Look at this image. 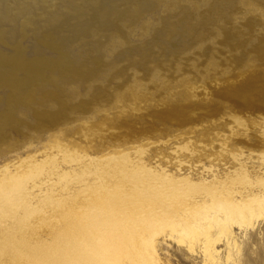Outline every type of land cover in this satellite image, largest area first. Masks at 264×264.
<instances>
[{
    "label": "rangeland",
    "instance_id": "obj_1",
    "mask_svg": "<svg viewBox=\"0 0 264 264\" xmlns=\"http://www.w3.org/2000/svg\"><path fill=\"white\" fill-rule=\"evenodd\" d=\"M242 163L250 169L244 177ZM184 174L214 179L222 190L264 181V0H0V188L25 184L20 209L0 208L4 264L13 262L16 249L5 242L16 229L26 243L57 245L71 236L79 244L86 227L89 234L116 214L110 224L121 231L125 223L129 234L130 218L139 226L150 208H170L176 187L202 191L186 188ZM148 189L158 194L152 199ZM232 227L236 245L225 264H264V214ZM166 237L170 264H203L190 237Z\"/></svg>",
    "mask_w": 264,
    "mask_h": 264
},
{
    "label": "bare ground",
    "instance_id": "obj_2",
    "mask_svg": "<svg viewBox=\"0 0 264 264\" xmlns=\"http://www.w3.org/2000/svg\"><path fill=\"white\" fill-rule=\"evenodd\" d=\"M59 146V145H58ZM114 155V154H113ZM110 156V155H109ZM108 156V157H109ZM118 158L119 155H117ZM116 156V157H117ZM63 157V156H62ZM50 158V157H49ZM53 159V157H51ZM69 157H67L68 159ZM114 157H112L113 159ZM123 158V157H121ZM111 159V161H113ZM117 159V158H116ZM110 160V159H109ZM118 160V159H117ZM120 160V159H119ZM119 160H118V163L119 164ZM35 161V160H33ZM32 161V162H33ZM39 162V160H37ZM42 162V160H40ZM111 161H107L109 163H111ZM115 161V160H114ZM125 161V160H124ZM30 162V161H29ZM28 162V163H29ZM31 162V163H32ZM38 162L36 163L38 165ZM40 162V163H41ZM45 162V161H44ZM43 162V163H44ZM55 162V161H54ZM122 162V161H121ZM120 162V163H121ZM48 163V161H47ZM58 163V162H56ZM124 163V162H122ZM121 163V164H122ZM35 164V165H36ZM108 164V163H107ZM125 164H126V161H125ZM137 164V163H136ZM139 164V163H138ZM137 164V165H138ZM241 164V163H240ZM239 164V165H240ZM26 165V164H25ZM34 165V164H33ZM40 165H43V164H40ZM48 165V164H47ZM57 164H55L56 166ZM115 165V164H113ZM129 165V164H128ZM135 165V164H134ZM133 165V166H134ZM140 165V164H139ZM143 163H141L140 166H142ZM50 166V165H49ZM120 166V168H122L123 166L122 165H118ZM125 166V165H124ZM131 166V165H130ZM145 166V164H144ZM57 167V166H56ZM55 167V168H56ZM59 167V166H58ZM114 168V166H112ZM128 167L127 165L124 167L126 168ZM143 167V166H142ZM241 167V166H240ZM239 167V170L237 171V173H239L240 169H242L243 167V170L241 171L242 172V175L243 177L245 175H247V172L250 170L247 171V168L245 167V164L242 163V167L240 168ZM28 168V167H27ZM26 168V169H27ZM32 168V167H30ZM35 168V167H34ZM40 168V167H39ZM44 168V166H43ZM53 168V166H52ZM51 168V169H52ZM55 168H53L52 171L56 170ZM105 168V167H104ZM109 168H111V166H109ZM108 168V169H109ZM48 170V167L45 168V170ZM112 169V168H111ZM119 169V168H118ZM123 169V168H122ZM133 169V168H132ZM136 169V168H135ZM134 169V170H135ZM142 169V168H140ZM139 169V170H140ZM31 170V169H30ZM44 170V171H45ZM102 170H104L102 168ZM116 170V169H115ZM127 169H125L126 171ZM145 170V169H144ZM159 170V169H157ZM255 170V169H254ZM27 171V170H26ZM31 171H34V170H31ZM99 171V170H98ZM123 171V170H122ZM123 172V175H125L124 173L126 172ZM256 171V170H255ZM254 171V172H255ZM260 171V170H258ZM30 172V171H29ZM28 172V173H29ZM36 172V171H35ZM49 172V171H48ZM111 172V170L109 171ZM113 172V171H112ZM119 172V171H117ZM134 172V171H133ZM137 172V171H136ZM139 172V171H138ZM241 172L239 174H241ZM257 172V171H256ZM262 172V171H261ZM26 173V172H25ZM32 173V172H31ZM46 173V172H44ZM55 173V172H54ZM108 173V172H107ZM120 173V172H119ZM132 173V172H131ZM249 173V172H248ZM251 173V172H250ZM16 174V173H15ZM37 174H40V173H37ZM42 174H43V170H42ZM49 174V173H48ZM56 174V173H55ZM102 174V172L100 173ZM122 174V173H121ZM127 174V173H126ZM216 174V173H215ZM245 174V175H244ZM259 174V173H258ZM257 174V175H258ZM261 174V173H260ZM259 174V175H260ZM263 174V173H262ZM11 175V174H10ZM9 175V176H10ZM30 175V174H29ZM99 175V173H98ZM130 175V173H129ZM129 175L127 174V177L125 179H127L129 177ZM133 175V173H132ZM139 175V174H138ZM152 175V174H151ZM171 175V174H170ZM186 176H182L179 178L180 182L181 180H186L189 182V186H187L186 188H192V187H197L199 185H203V189L201 192H198V193H195V192H192V193H183L181 190V188L178 186L175 188V190L177 192H175V203L171 205V207L169 208V203L167 202L168 205H166L165 203L162 202L163 205H166L167 207H164L162 206V204H157V208L155 209H152L149 207V204L147 205L150 209L151 212L148 213V216L149 215H152L151 217L147 218L145 217V215H143L144 213H142V216H144L145 218L147 219H143L141 218V222L139 221V226H138V223H137V219L135 216L131 217V221H128L131 223H129L131 225V227H129L127 230L130 232H128L129 234L125 233L124 234L122 233L123 231H125V223L124 225L122 226L121 225V231L118 230V228L116 227H120V224H117L116 222V219H114L116 222L115 223H111L110 224V221L113 222V216L115 217L116 214H113L112 216V219L109 222V224H106L105 221H103L105 223L102 224L103 226H99L101 224L98 225L97 228H93L94 230L91 231V233H87V232H90V228L88 227H84V229H86L85 232V238L82 240V243L79 241V244H72L70 243V240H71V236H70V240L68 238L65 237V239H68L69 242L67 240H65L64 238L62 239L61 242H59L60 244H57V245H54L53 241L49 242V243H46L44 244L43 242L41 243H34L33 241L31 240H34L33 237H32V234L30 233V237L32 238L29 242L30 243H26L24 241V238H23V235H19L17 229H16V232L18 233V236L14 235V232L12 233L11 232V235L9 236L8 235V238L7 241L5 242L6 246L8 249L9 248H15L16 251H12V254H13V258L11 261H13L11 264H170L169 263V259L167 254H165L163 252L164 250V243L167 242V235L169 236H174V237H184V236H188L190 237V240L187 241V246L188 248L190 249V251L194 254H199V257H200V262H202L203 264H225V261L228 259V258H232V251H233V246L236 245V239H235V232L233 230V223H237L238 226H241V225H246V224H253L254 223V220L256 219V217L258 216H261L264 214V181L262 180V182H257L255 185L251 184V183H246L244 181L240 182L239 184H241V188L238 189V188H235V186H231V185H228V187L224 188L223 190L218 187L217 185H213L212 183L214 182H211L213 180H210L209 182H205L204 181H200L198 180L199 182H193V180H190V179H187V174H184ZM214 175V174H213ZM256 175V176H257ZM8 176V177H9ZM45 176V175H44ZM48 176V175H47ZM101 176V175H100ZM134 176V175H133ZM132 176V177H133ZM173 176V175H172ZM216 177V175H214ZM250 176V174H249ZM255 176V175H254ZM12 177V175L10 176ZM18 178V176H16ZM122 177V176H121ZM131 177V176H130ZM132 177L130 178L131 181L134 180L132 179ZM146 178V176H144ZM151 177V176H150ZM214 177V178H215ZM236 176H234L233 178L235 179ZM240 177V176H239ZM248 177V176H247ZM20 178V177H19ZM50 178V176H49ZM52 178V177H51ZM135 178H137V176H135ZM142 178V177H141ZM141 178L139 177V181L141 183ZM229 178V177H227ZM232 178V179H233ZM246 178V177H245ZM259 178V177H258ZM261 178V177H260ZM10 180L12 179V183H13V177L12 178H9ZM33 179V178H32ZM99 179V177H98ZM124 179V178H123ZM138 179V178H137ZM144 179V178H143ZM238 179V178H236ZM240 179V178H239ZM255 179V178H254ZM262 179V178H261ZM5 180H8V179H5ZM100 180V179H99ZM120 180V179H119ZM136 180V179H135ZM135 180H134V183H135ZM145 180V179H144ZM174 180V179H173ZM183 180V182H184ZM248 180V178H247ZM259 180V179H258ZM17 181V179H16ZM88 181V180H86ZM84 181V183L86 182ZM105 181V180H104ZM109 181V180H107ZM106 181V182H107ZM114 181V180H113ZM112 181V182H113ZM137 181V180H136ZM143 181V180H142ZM147 181V180H146ZM152 181V180H151ZM155 181V180H154ZM176 181V180H175ZM185 181V182H186ZM195 181V180H194ZM208 181V180H207ZM230 183L233 184V181H231V179L228 180ZM250 182V180H248ZM1 182V181H0ZM6 182V181H4ZM22 182V181H21ZM25 182H27V180H25ZM101 182V181H99ZM111 182V180H110ZM117 182V181H116ZM122 182V181H121ZM126 182V180L124 181ZM130 182V180H129ZM178 182V181H176ZM175 182V183H176ZM179 182V183H180ZM223 182V181H222ZM253 183V180L251 181ZM3 183V182H2ZM104 183V182H102ZM120 183V182H119ZM123 183V182H122ZM139 183V182H138ZM143 183V182H142ZM145 183V182H144ZM148 183V182H146ZM155 183V182H154ZM178 183V184H179ZM6 184V183H4ZM8 185L10 184L7 183ZM86 184H89V183H86ZM93 184V182H92ZM99 184V183H98ZM101 184V183H100ZM128 184H131L128 183ZM136 184V183H135ZM185 184V183H183ZM188 184V183H187ZM247 184V185H245ZM1 185V183H0ZM85 185V184H84ZM91 185V184H90ZM97 185V184H96ZM104 186V184H102ZM125 184H123L122 186H124ZM137 187H138V184H136ZM143 185V184H140V186ZM150 185V184H149ZM148 185V186H149ZM177 185V184H175ZM2 186V185H1ZM7 186V185H6ZM25 186L24 183H20L19 181V184L17 186H15L13 189L9 190V191H2L3 189L0 188V208H2L3 206H5L6 204H8V206H11L12 208L11 209H8L10 211H13L15 209H17V207L20 205V203L22 202V199L21 202L19 200V194L20 196L22 195V193L24 192L22 189L23 187ZM93 186V185H91ZM98 186V185H97ZM100 186V185H99ZM181 186V185H180ZM184 186V185H183ZM88 187V186H87ZM94 187V186H93ZM118 187V186H116ZM142 187V186H141ZM147 186H145L146 188ZM150 187L153 188V186L151 185ZM148 187V188H150ZM155 187V186H154ZM185 187V186H184ZM182 187V188H184ZM133 188V187H131ZM140 188V187H138ZM144 188V187H142ZM144 188V189H145ZM156 188H158L156 186ZM155 188V189H156ZM179 188V189H178ZM243 188V189H242ZM129 189V188H127ZM159 189V188H158ZM172 189V188H171ZM178 189V190H177ZM115 190V189H114ZM118 189H116L117 191ZM122 189H120L121 191ZM135 190V188L133 189ZM132 190V192H133ZM140 190H143V189H140ZM139 190V191H140ZM149 191L151 190V193H150V196L152 193H155L157 192V190L154 192H152L153 189H148ZM130 191V190H129ZM160 191V189L158 190V192ZM169 191L168 190V194H169ZM233 191H237V194H235ZM108 192V191H107ZM114 192V191H113ZM119 192V190H118ZM124 192V191H123ZM122 192V193H123ZM131 192V193H132ZM141 192V191H140ZM139 192L140 196L139 198L143 195H141V193ZM145 192V190L143 191V193ZM157 192V194H158ZM166 192L164 193L166 195ZM172 192V191H171ZM98 193V192H97ZM117 193V192H116ZM121 193V192H119ZM130 194V192H128ZM221 193V194H220ZM84 197L86 198V194L87 193H84ZM103 194V193H102ZM101 194V195H102ZM109 194V193H108ZM115 194V193H114ZM128 194V195H129ZM144 194H147V193H144ZM161 194V192H160ZM74 195V194H73ZM72 195V196H73ZM90 195V194H89ZM88 195V197H89ZM106 195V194H105ZM116 195V194H115ZM121 195V194H120ZM125 195V194H124ZM131 195V194H130ZM138 195V193H137ZM187 197H186V196ZM81 196V195H80ZM92 196V195H91ZM96 196V195H95ZM94 196V197H95ZM99 196V195H98ZM117 196V195H116ZM115 196V197H116ZM122 196V195H121ZM145 196V195H143ZM147 196V195H146ZM154 196V195H153ZM153 196L152 199H153ZM162 197V195H160ZM159 196V197H160ZM48 197V196H47ZM75 197V196H73ZM71 197V198H73ZM93 197V196H92ZM91 197V198H92ZM93 197V198H94ZM97 197V196H96ZM101 197V196H100ZM105 197V196H103ZM120 197V196H119ZM117 196V198H119ZM126 197V196H125ZM128 199L129 196H127ZM138 197V196H137ZM148 197V196H147ZM170 197V196H168ZM25 198V197H24ZM76 198H79L78 196ZM83 198V197H81ZM116 198V199H117ZM134 198V197H133ZM132 198V199H133ZM143 198V197H142ZM141 198V199H142ZM145 198V197H144ZM163 198H164V195H163ZM165 198H167L165 196ZM173 198V199H174ZM52 199V198H50ZM89 199V198H88ZM95 199V198H94ZM113 200H115L114 198H112ZM125 199V198H124ZM127 199V201H129ZM148 199V198H146ZM64 200V199H62ZM77 200V199H75ZM81 200H84L81 199ZM86 200V199H85ZM97 200L100 201L99 198H97ZM102 200V199H101ZM106 200V197L105 199ZM103 200V201H104ZM108 200V199H107ZM106 200V201H107ZM119 200V199H118ZM122 200V199H121ZM120 200V201H121ZM138 200V198H137ZM161 200V199H160ZM166 200V199H165ZM52 201V200H51ZM78 201V200H77ZM96 201V199L94 200ZM125 200V203L127 202ZM139 201V200H138ZM142 201H146V200H142ZM149 201V200H148ZM20 202V203H19ZM24 202V201H23ZM22 202V203H23ZM62 202V201H61ZM72 202L74 203V201L72 200ZM78 202H81L80 201V198H79V201ZM102 202V201H101ZM105 202V201H104ZM108 202H110L108 200ZM130 202V201H129ZM137 202V201H136ZM151 202V201H150ZM171 202L172 199H171ZM21 203V204H22ZM55 203V202H54ZM77 203V202H76ZM89 203V202H88ZM87 201H86V204H88ZM91 203V202H90ZM95 203V202H94ZM99 203V202H98ZM107 202H105L104 204H106ZM117 203V200L116 202ZM128 203V202H127ZM133 203V201H131V204ZM139 203V202H138ZM147 203V201L145 202V204ZM63 204H64V201H63ZM103 204V203H101ZM103 204V205H104ZM110 204V203H109ZM134 204V203H133ZM143 203H141V206H142ZM74 205V204H73ZM78 205V204H76ZM80 205V204H79ZM84 205V203H83ZM91 204H89L88 206H90ZM98 205V204H97ZM96 205V207H97ZM100 205V203H99ZM118 205V204H116ZM123 205V204H122ZM22 206V205H20ZM20 206L18 207L20 209ZM65 206V205H64ZM86 206V205H85ZM93 206V204H92ZM108 206V204H107ZM113 206V205H112ZM127 206V204H126ZM124 206V207H126ZM132 207H134L133 205H131ZM131 206L128 204V207L131 208ZM136 206H139L138 204ZM145 206V207H147ZM6 207V206H5ZM35 207V206H34ZM69 207H73L72 205L69 206ZM68 207V208H69ZM77 207V206H75ZM80 207H83L82 205L79 206L78 209H80ZM103 207V206H102ZM109 207V206H108ZM119 207H122V209L124 208L123 206H119ZM126 207V208H128ZM143 207V206H142ZM147 207V208H148ZM4 208V207H3ZM65 208L67 207H64V210L62 211H67L65 210ZM90 208H93V207H90ZM89 208V209H90ZM98 208V207H97ZM105 208L104 210L101 209V211L103 212L102 215L105 214V212L107 211L106 210V207H103ZM125 208V209H126ZM128 208V209H129ZM140 208V206H139ZM144 208V207H143ZM22 209V208H21ZM34 209V208H33ZM62 209H63V206H62ZM77 209V208H76ZM77 209V210H78ZM82 209V208H81ZM80 209V210H81ZM88 207L86 209V212L87 210H89ZM115 209L119 210L118 207H116ZM121 209V208H120ZM124 209V210H125ZM127 209V210H128ZM132 209V208H131ZM130 209V210H131ZM137 208H134L133 210H135ZM146 209V208H145ZM142 210L143 212L145 211ZM2 210V209H1ZM7 210V209H6ZM70 210V209H68ZM78 210V211H80ZM92 210V209H91ZM90 210V211H91ZM106 210V211H105ZM126 210V211H127ZM148 210V209H146ZM246 210L248 212H246ZM26 211V210H25ZM78 211H77V214H78ZM85 211V210H84ZM90 211H88L90 213ZM93 211V210H92ZM111 211V210H110ZM116 211V210H114ZM113 211V212H114ZM126 211H123L126 213ZM136 211H139V210H136ZM14 212V211H13ZM12 212V214H14ZM16 212V211H15ZM69 214H71V210L68 211ZM82 212V211H80ZM85 212V213H86ZM122 212V211H121ZM131 212V211H129ZM128 212V213H129ZM25 213V212H23ZM62 213V212H61ZM108 213V212H107ZM124 213V214H125ZM147 213V212H146ZM7 214V213H6ZM5 214V215H6ZM34 214V213H33ZM68 214V213H67ZM82 214V213H80ZM87 214V213H86ZM92 214V212H91ZM94 214V213H93ZM98 214V213H97ZM109 214V213H108ZM119 214V213H118ZM122 216L125 217L126 214ZM136 214V212H134V215ZM4 215V213L2 214ZM61 215V214H60ZM101 215V214H100ZM106 215V214H105ZM104 215V216H105ZM138 215V214H137ZM11 216V215H10ZM13 216V215H12ZM27 216V214H26ZM34 217V215H32ZM64 216V215H63ZM71 216V215H70ZM80 216V215H79ZM82 216V215H81ZM90 216V214L88 215ZM87 216V217H88ZM94 216V215H92ZM98 215H96L97 217ZM107 217L111 216V215H106ZM128 216V214H127ZM131 216V215H130ZM140 216V212H139V215L138 217ZM147 216V214H146ZM3 217V216H2ZM31 217V216H30ZM56 217V215H55ZM65 217V216H64ZM73 216H71L72 218ZM77 217V216H76ZM84 217V216H83ZM91 217V216H90ZM88 217V218H90ZM103 217V216H102ZM100 217V218H102ZM108 217V218H109ZM120 217V215H119ZM20 218V217H19ZM79 219V217H77ZM85 218V217H84ZM99 218V219H100ZM34 219V218H33ZM82 219V218H81ZM94 219V218H93ZM98 219V220H99ZM107 219V218H105ZM121 219V217L119 218ZM22 220V219H21ZM43 220V219H41ZM54 220H56V218H54ZM84 220V219H83ZM82 220V221H83ZM101 220V219H100ZM26 221V219H25ZM30 221V220H29ZM29 221L26 222L27 225L29 224ZM36 223L37 221H40V220H35ZM66 221V219L64 220ZM75 221V219H74ZM77 221V219H76ZM75 221V224H77ZM102 221V220H101ZM123 221V219H122ZM125 221V220H124ZM21 222V221H20ZM45 222V221H44ZM43 222V226L47 225L46 223ZM70 222H72V220H70ZM69 222V224L71 225V223ZM92 222V220L90 221ZM15 223V222H14ZM13 223V224H14ZM25 223V222H23ZM22 223V224H23ZM32 224H36L35 222H31ZM95 223V222H94ZM97 223V222H96ZM18 224V223H17ZM22 224H21V227H22ZM49 224L51 223H48V226ZM82 224V222H81ZM84 224V223H83ZM86 224H89L88 222ZM93 224V223H92ZM113 224V225H112ZM128 224V223H127ZM16 225V224H14ZM20 225V224H19ZM37 225V224H36ZM39 225V224H38ZM65 225V223H64ZM67 225V224H66ZM74 225V224H72ZM94 225V224H93ZM118 225V226H116ZM129 225V226H130ZM26 226V225H25ZM29 226V225H28ZM32 227L34 225H31ZM31 226L29 229H31ZM47 226V228H48ZM116 226V227H115ZM167 226L168 230H165L164 228ZM15 227H18V226H14L13 228ZM20 227V226H19ZM18 227V228H19ZM35 227V226H34ZM34 227L32 229H34ZM40 227V226H38ZM37 226L35 228H38ZM65 228L67 226H62V228ZM73 227V226H71ZM74 227H77V225H75ZM115 227V228H114ZM11 229V230H15V229ZM43 228V227H42ZM40 228V229H42ZM45 228V227H44ZM57 228V227H56ZM60 228V227H59ZM68 228V227H67ZM70 228V227H69ZM83 228V227H82ZM22 229V228H20ZM54 229V228H53ZM19 230V229H18ZM38 231H41L38 229H36ZM61 230V228H60ZM71 230V229H70ZM9 231V229H8ZM23 231V230H21ZM29 231V230H28ZM34 230H32V233H33ZM45 231V230H44ZM54 231V230H53ZM57 232V230H55ZM65 231V230H63ZM61 230V232H63ZM69 231V229H68ZM67 231V232H68ZM81 231V230H80ZM15 232V233H16ZM35 232V231H34ZM37 232V231H36ZM59 232V231H58ZM57 232V233H58ZM75 232V231H74ZM73 232V233H74ZM82 232V231H81ZM127 232V231H126ZM48 233V231H47ZM55 236H56V234ZM66 233V232H65ZM64 233V234H65ZM35 234V233H34ZM33 234V235H34ZM68 234V233H66ZM81 234V233H80ZM161 234V235H160ZM36 235H39V233H37ZM77 236L79 235L78 233L76 234ZM160 235V236H159ZM27 236V235H26ZM58 236V235H57ZM63 236V235H62ZM69 236V235H68ZM73 236V235H72ZM81 236V235H80ZM36 237L38 236H35V240H36ZM41 237V236H40ZM54 237V236H53ZM61 236H59L60 238ZM64 237V236H63ZM83 237V236H82ZM42 238V237H41ZM58 238V237H57ZM194 238V239H192ZM26 239V237H25ZM40 239V238H38ZM73 239H74V236H73ZM76 239V238H75ZM223 240V243H224V249L223 248H219L218 247V243L217 241L218 240ZM43 239L39 240V241H42ZM61 240V238H60ZM58 240V241H60ZM44 241V240H43ZM46 241V240H45ZM57 241V240H56ZM33 242V243H32ZM73 242V240H72ZM74 243H76V240H74ZM5 247V248H6ZM6 248V250H7ZM1 249V248H0ZM2 250V249H1ZM13 250V249H10V251ZM9 251V252H10ZM8 252V251H7ZM11 254V253H10ZM8 254V255H10ZM4 256V255H3ZM193 256V255H192ZM195 256V255H194ZM193 258V257H192ZM195 258V257H194ZM3 260V259H2ZM196 261V260H195ZM194 261V263H195ZM9 264V262H7ZM0 264H4L3 261H1L0 259Z\"/></svg>",
    "mask_w": 264,
    "mask_h": 264
}]
</instances>
